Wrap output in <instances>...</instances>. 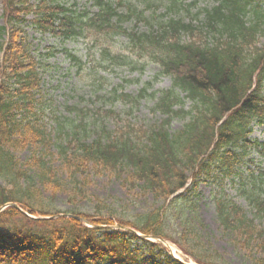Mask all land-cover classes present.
I'll return each instance as SVG.
<instances>
[{"label": "trees", "instance_id": "obj_1", "mask_svg": "<svg viewBox=\"0 0 264 264\" xmlns=\"http://www.w3.org/2000/svg\"><path fill=\"white\" fill-rule=\"evenodd\" d=\"M93 1L96 11L89 13L65 7L59 0H1L5 25L0 29L8 38L0 62V207L17 203L30 215H56L58 211L41 202L42 195L69 190L67 200H73L78 194L76 185L70 184L83 171L113 173L132 190L163 200L188 179L191 189L186 192L195 190L197 181L212 179L219 189L213 201L220 227L239 231L247 241L254 237L264 241L263 231L254 225V220L264 217V142L250 139L252 125L264 126V43L258 45L264 38V0H213L214 6L195 14L185 10L191 19L202 15L198 27L161 15L164 20L141 34H129L122 25L131 14L142 19L143 12L126 7L121 15L110 0ZM178 5L173 1L168 11ZM24 26L61 41L85 38L83 34L90 30L111 29L105 33L109 38L127 36L132 46L147 51L171 81V87L158 92L153 104L154 111L164 116L161 123L149 130L139 128L138 141L128 134L109 136L103 129L91 139L93 132L63 118L71 128L62 136L57 129L54 139L43 122L46 104L39 95L45 72L42 63L51 51L34 57L36 49L27 42ZM201 28L215 39L184 41V36L200 33L197 29ZM100 56L111 58L105 50ZM184 100L190 102L188 110L183 109ZM174 118L183 121L175 131L170 129ZM51 122L58 126L56 117ZM27 148L30 154L20 162L15 154ZM54 160L65 167L64 179L53 171ZM224 180L236 187L251 218L224 193ZM185 198L179 195L171 203ZM191 206L190 200H184V208ZM66 214L93 226L113 223L110 217L74 209ZM140 219L138 223L119 220L118 224L164 237V222L157 212ZM135 241L143 242V249ZM253 262L264 264L258 258ZM0 264L179 263L159 246L127 232L87 228L74 218L32 220L7 208L0 212Z\"/></svg>", "mask_w": 264, "mask_h": 264}, {"label": "rangeland", "instance_id": "obj_2", "mask_svg": "<svg viewBox=\"0 0 264 264\" xmlns=\"http://www.w3.org/2000/svg\"><path fill=\"white\" fill-rule=\"evenodd\" d=\"M114 4L130 6L138 11H145L143 18L135 23L127 22L125 27L130 32L135 30L141 34L149 29L148 22L152 24L158 22V15L165 12L169 16H174V12L168 11V0H110ZM183 6L190 5V13L194 14L200 10L210 8L214 5L213 0H179ZM68 4L77 5L78 9H86L93 12V0H67ZM188 6L179 11V16H184L185 21L190 18L185 10ZM122 9V8H119ZM121 12V11H119ZM0 4V27L4 25ZM137 14V13H136ZM138 17V16H136ZM157 17V18H156ZM30 18V17H29ZM203 21L202 17L194 20L198 25ZM199 23V24H198ZM197 29L200 33L192 36H184V41H195L205 43L212 42L213 36L206 34L203 28ZM27 42L31 43V49L36 48L40 53H44L48 46H57L50 37L40 36L35 33L30 26H24ZM105 29L100 33L93 30L85 33V39L79 38L76 42L66 41L62 44L66 51L75 55L78 62L71 61L62 53L46 58L43 70V81L39 95L42 102H45V116L43 122L46 123V130L56 139L59 129L61 136L71 128L66 121L71 119L75 125L81 128L96 127L106 129L112 136L128 134L132 139L137 140L141 136L138 129L148 130L152 126L159 124L162 116L153 112L151 94L158 90L169 87V79L161 74L160 67L156 65L148 55L147 51L137 45L132 44L123 37L114 36L109 38ZM7 34L0 31V44L7 41ZM264 39L260 40L263 43ZM59 49V48H56ZM109 51L108 56H100V51ZM117 61H124L119 65ZM48 65L47 70L45 66ZM141 90H144L143 97H138ZM136 98L130 102L129 98ZM71 107L70 112H66L64 107ZM152 108V109H151ZM189 108V103L185 102L184 109ZM50 111L54 116H51ZM50 115V116H49ZM58 117L57 125L54 126L51 118ZM181 120L171 122V130H178L182 125ZM133 128V132L131 131ZM80 133L79 129H74ZM53 151V149H51ZM28 154L29 148L15 155L21 162ZM53 171L58 177L64 179L67 175L65 167L58 161L51 163ZM75 191L78 195L73 200H67L69 190L51 196L50 192H44L41 202L48 207H52L61 213L71 209L78 212L97 216H111L113 220H123L136 222L139 215L156 211L160 207H165L162 199H153L152 195L142 194L138 190L131 189L130 184L122 183L120 179L104 173L93 175L92 173H77ZM192 199V208H184L183 202L172 203L164 208V233L170 237L167 249H176V255L188 263H194L190 257H198L210 261L213 264H254V259L264 261V241L260 237H254L247 241L241 237L236 230H223L219 225L218 215L215 208L213 196L219 189L217 182L199 181ZM78 187V188H77ZM225 193L231 197L245 212L249 213L248 206L244 199L237 194L236 187H231L229 181H223ZM73 204V205H72ZM254 225L264 234V217L254 221ZM142 246L140 242L136 243ZM191 255H182V252ZM190 256V257H189Z\"/></svg>", "mask_w": 264, "mask_h": 264}]
</instances>
